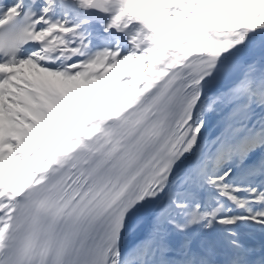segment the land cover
<instances>
[{"label": "snow or ice", "instance_id": "obj_1", "mask_svg": "<svg viewBox=\"0 0 264 264\" xmlns=\"http://www.w3.org/2000/svg\"><path fill=\"white\" fill-rule=\"evenodd\" d=\"M0 264H264V0H0Z\"/></svg>", "mask_w": 264, "mask_h": 264}]
</instances>
